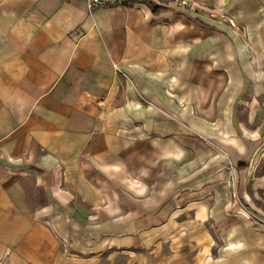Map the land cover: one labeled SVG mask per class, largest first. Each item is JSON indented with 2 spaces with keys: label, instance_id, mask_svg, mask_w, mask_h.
Returning <instances> with one entry per match:
<instances>
[{
  "label": "crops",
  "instance_id": "0c3cea01",
  "mask_svg": "<svg viewBox=\"0 0 264 264\" xmlns=\"http://www.w3.org/2000/svg\"><path fill=\"white\" fill-rule=\"evenodd\" d=\"M248 211L264 0H0V264H264Z\"/></svg>",
  "mask_w": 264,
  "mask_h": 264
},
{
  "label": "built area",
  "instance_id": "2783aa9c",
  "mask_svg": "<svg viewBox=\"0 0 264 264\" xmlns=\"http://www.w3.org/2000/svg\"><path fill=\"white\" fill-rule=\"evenodd\" d=\"M129 0H86V7L89 13L94 10L107 7L126 6Z\"/></svg>",
  "mask_w": 264,
  "mask_h": 264
},
{
  "label": "rangeland",
  "instance_id": "374dc122",
  "mask_svg": "<svg viewBox=\"0 0 264 264\" xmlns=\"http://www.w3.org/2000/svg\"><path fill=\"white\" fill-rule=\"evenodd\" d=\"M210 143H211V142H210ZM211 144H212V143H211ZM207 145H208V147H210L208 141H207ZM210 148H211L212 150H214L213 147H210ZM248 216H249L250 218H252L253 221H254L256 224H261V225L264 226V216H262V215H260V214H258V213H252V212H250V211H248ZM252 219H251V220H252Z\"/></svg>",
  "mask_w": 264,
  "mask_h": 264
},
{
  "label": "trees",
  "instance_id": "16d2710c",
  "mask_svg": "<svg viewBox=\"0 0 264 264\" xmlns=\"http://www.w3.org/2000/svg\"><path fill=\"white\" fill-rule=\"evenodd\" d=\"M152 11H153L154 13H156V12L158 11V8H157V7H152Z\"/></svg>",
  "mask_w": 264,
  "mask_h": 264
}]
</instances>
